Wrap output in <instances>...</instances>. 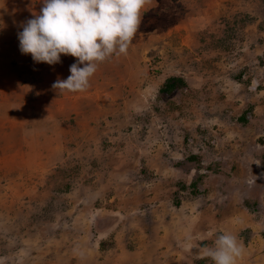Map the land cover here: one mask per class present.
<instances>
[{
    "label": "rangeland",
    "instance_id": "374dc122",
    "mask_svg": "<svg viewBox=\"0 0 264 264\" xmlns=\"http://www.w3.org/2000/svg\"><path fill=\"white\" fill-rule=\"evenodd\" d=\"M42 7L0 0V264H264V0H152L77 93L20 52Z\"/></svg>",
    "mask_w": 264,
    "mask_h": 264
},
{
    "label": "clouds",
    "instance_id": "9594fccd",
    "mask_svg": "<svg viewBox=\"0 0 264 264\" xmlns=\"http://www.w3.org/2000/svg\"><path fill=\"white\" fill-rule=\"evenodd\" d=\"M152 0H43L40 13L22 22L18 33L22 54L36 63L55 65L61 54L77 58L67 79H57L52 88L59 92H85L99 64L113 56L127 55L140 30L142 13ZM83 65V67H80ZM185 250L194 245L190 242ZM245 246L230 231L217 235L214 246L202 256L214 264H238Z\"/></svg>",
    "mask_w": 264,
    "mask_h": 264
},
{
    "label": "trees",
    "instance_id": "16d2710c",
    "mask_svg": "<svg viewBox=\"0 0 264 264\" xmlns=\"http://www.w3.org/2000/svg\"><path fill=\"white\" fill-rule=\"evenodd\" d=\"M175 82L182 83V80H180V79H171V80H169L168 83H167V86L165 87L166 90L165 89L164 90L167 91V89L171 90V89L175 88V86H176Z\"/></svg>",
    "mask_w": 264,
    "mask_h": 264
}]
</instances>
